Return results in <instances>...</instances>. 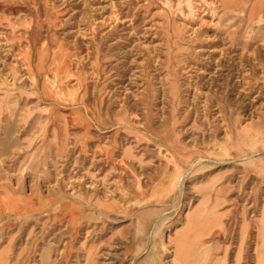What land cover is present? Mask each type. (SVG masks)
<instances>
[{"label":"rangeland","instance_id":"obj_1","mask_svg":"<svg viewBox=\"0 0 264 264\" xmlns=\"http://www.w3.org/2000/svg\"><path fill=\"white\" fill-rule=\"evenodd\" d=\"M231 6L0 0V264H264V0Z\"/></svg>","mask_w":264,"mask_h":264},{"label":"bare ground","instance_id":"obj_2","mask_svg":"<svg viewBox=\"0 0 264 264\" xmlns=\"http://www.w3.org/2000/svg\"><path fill=\"white\" fill-rule=\"evenodd\" d=\"M219 1V4L220 6L226 10L228 8H231L232 9V6H231V3L234 1V0H218ZM229 10V9H228ZM234 10V9H233ZM258 15V14H257ZM262 15V14H260ZM256 17V16H255ZM262 17V16H261ZM261 20V19H260ZM259 21V20H258ZM237 62V61H236ZM238 72V71H237ZM240 80V79H239ZM242 91V90H241Z\"/></svg>","mask_w":264,"mask_h":264}]
</instances>
